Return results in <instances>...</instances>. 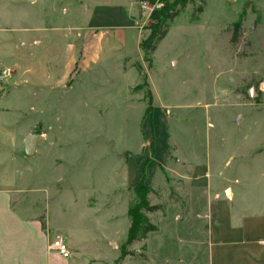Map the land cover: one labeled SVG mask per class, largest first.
<instances>
[{
  "label": "rangeland",
  "instance_id": "374dc122",
  "mask_svg": "<svg viewBox=\"0 0 264 264\" xmlns=\"http://www.w3.org/2000/svg\"><path fill=\"white\" fill-rule=\"evenodd\" d=\"M158 1L0 0V100L10 130L55 137L52 174L66 200L82 197L69 186L89 181L123 214L125 198L111 191L123 177L132 206L131 187L144 178L149 205L160 209L141 213L138 236L146 225L167 231L174 216L162 207H184L195 184L201 195L228 197L226 189L249 183L240 208L264 198V0H206L196 18L194 0L146 59L139 45ZM124 22L134 30L126 46L105 29ZM95 30L103 32L102 63L81 74L69 56H81L83 33ZM108 216L101 210L83 222L112 227ZM144 239L129 245L130 256L146 255ZM174 246L154 253L184 264L205 259V245Z\"/></svg>",
  "mask_w": 264,
  "mask_h": 264
},
{
  "label": "crops",
  "instance_id": "0c3cea01",
  "mask_svg": "<svg viewBox=\"0 0 264 264\" xmlns=\"http://www.w3.org/2000/svg\"><path fill=\"white\" fill-rule=\"evenodd\" d=\"M125 24L105 28L113 30L114 39L124 46L129 33H134V30H125ZM93 33L94 36L90 31L83 33L81 56L73 61L69 56L67 66L73 63L72 70H80L81 74L102 63L103 32L95 30ZM91 43L96 44L97 51L91 52L94 47ZM8 114L0 100V264H184V259L177 261L155 255V250L171 251L172 244L181 252H200L205 245V259L199 256L195 264H264V198L251 196L246 206L238 207L236 199H241L250 187L242 181L226 189L230 191L228 197L201 195L196 193L199 185L195 184L193 192L185 197L184 207L170 202L162 207L161 214L171 212L174 223L167 231L155 225L156 231L146 235L143 242L146 255L123 256V250L130 252L129 245H132H127L131 206L122 193L123 177L111 191L125 198L123 214L112 210L113 202L106 191L89 181L76 183L74 188L66 187L70 192L82 193L81 198L75 194L66 200L61 193L64 187L52 174L56 162L52 154L55 137L39 134L42 141L34 155L27 157L24 140L29 134L10 130ZM101 210L109 213L112 227L102 228L94 221L92 225L83 222L85 218H98ZM124 217L126 220L122 221ZM55 235L63 236L71 252L69 258L49 250L50 240ZM151 251L153 253H148Z\"/></svg>",
  "mask_w": 264,
  "mask_h": 264
},
{
  "label": "trees",
  "instance_id": "16d2710c",
  "mask_svg": "<svg viewBox=\"0 0 264 264\" xmlns=\"http://www.w3.org/2000/svg\"><path fill=\"white\" fill-rule=\"evenodd\" d=\"M153 3V2H152ZM156 3V2H155ZM154 4V3H153ZM159 8H155L150 15V34L146 39L141 41L140 49L143 51L144 58L148 59L155 51L158 43L166 36L173 19L189 4H194V0H159L157 2ZM206 4V0H200L198 6L193 12L194 18L200 14ZM240 23L233 25L234 30H238ZM238 39L237 31H234L232 41L236 42ZM148 186L145 184L144 178L132 188L136 202L129 208L128 215L130 218V226L128 231L127 245L132 244L134 241L144 239L149 232L156 231L153 225H146L142 228V234L138 236V224H140L142 212H155L160 209L159 205H149L147 199ZM123 256L129 255L130 252L123 251Z\"/></svg>",
  "mask_w": 264,
  "mask_h": 264
},
{
  "label": "built area",
  "instance_id": "2783aa9c",
  "mask_svg": "<svg viewBox=\"0 0 264 264\" xmlns=\"http://www.w3.org/2000/svg\"><path fill=\"white\" fill-rule=\"evenodd\" d=\"M49 250L58 254L62 258H69L71 256V252L69 251L67 243L62 235H55L50 240Z\"/></svg>",
  "mask_w": 264,
  "mask_h": 264
},
{
  "label": "water",
  "instance_id": "95a60500",
  "mask_svg": "<svg viewBox=\"0 0 264 264\" xmlns=\"http://www.w3.org/2000/svg\"><path fill=\"white\" fill-rule=\"evenodd\" d=\"M249 96L253 98V90L249 91ZM42 141V136L38 134H29L24 140V153L27 157H32L35 153V148ZM229 194V190H226Z\"/></svg>",
  "mask_w": 264,
  "mask_h": 264
},
{
  "label": "bare ground",
  "instance_id": "6f19581e",
  "mask_svg": "<svg viewBox=\"0 0 264 264\" xmlns=\"http://www.w3.org/2000/svg\"><path fill=\"white\" fill-rule=\"evenodd\" d=\"M229 193H230V191H229ZM230 195V194H229Z\"/></svg>",
  "mask_w": 264,
  "mask_h": 264
}]
</instances>
